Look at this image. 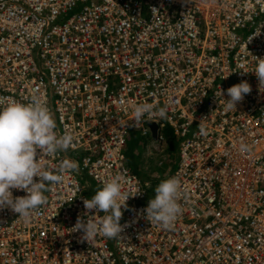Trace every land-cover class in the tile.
Instances as JSON below:
<instances>
[{"label":"built area","instance_id":"1","mask_svg":"<svg viewBox=\"0 0 264 264\" xmlns=\"http://www.w3.org/2000/svg\"><path fill=\"white\" fill-rule=\"evenodd\" d=\"M257 58H264V0H0V106L9 98L46 103L74 144L37 159L54 174L65 158L78 163L48 185L28 222L0 209V264H264ZM242 81L251 92L226 111L227 89ZM140 103L166 106L167 118L135 122ZM166 128L177 141L169 177L180 181L182 207L169 229L147 220L154 192L125 155L135 132L164 152ZM117 175L129 197L121 237L87 241L74 229L78 217L105 213H87L83 201Z\"/></svg>","mask_w":264,"mask_h":264},{"label":"clouds","instance_id":"2","mask_svg":"<svg viewBox=\"0 0 264 264\" xmlns=\"http://www.w3.org/2000/svg\"><path fill=\"white\" fill-rule=\"evenodd\" d=\"M252 72L264 86V58H257ZM250 92L251 86L247 81L229 87L227 95L230 99H224L225 110L236 109V105ZM219 94L224 96L221 90ZM133 113L134 121L139 123L146 115L167 118V107L157 108L150 103H140L133 106ZM200 134H207L203 126L200 127ZM73 144V134L68 130L63 134L57 131L50 108L40 99L33 98L31 102L23 103L9 98L6 104L0 106V209L8 207L18 214V218L28 222L46 203L48 185L61 183L63 172L78 169L76 161L65 158L54 174L42 163L41 156L67 152ZM248 150L247 145L240 144V152ZM35 178H39V181ZM180 187V181L175 176L161 180L155 187L154 197L144 209L150 223L164 229L174 225L182 214L178 202ZM12 189L23 190L26 195L14 197ZM128 198L122 189V178L119 175L111 178L90 199L83 201L87 213L95 210L105 215L98 220L78 217L75 231H82L83 239L87 241L98 234L110 239L121 237L124 228L120 223L122 208L126 207Z\"/></svg>","mask_w":264,"mask_h":264},{"label":"rangeland","instance_id":"3","mask_svg":"<svg viewBox=\"0 0 264 264\" xmlns=\"http://www.w3.org/2000/svg\"><path fill=\"white\" fill-rule=\"evenodd\" d=\"M133 139L131 137V140L127 142L126 148H125V155L127 159V164L128 162L132 166V168L136 171L137 168L139 169V176L142 177L144 180L148 181L150 183V180L147 179L146 177L152 172L159 170L162 171L164 169L165 171V176L169 177V174L167 172V167L170 164L174 168L177 165L178 162V150H177V143H176V150L174 154L170 152L168 156V160L173 161V163H166L165 159L162 160V164L159 166V161H161L162 158H166L169 151L166 150L161 153H157L152 150L150 147V138L149 137H143L140 135L139 132H135V134H132ZM167 143V142H166ZM167 145V144H166ZM149 148V149H148ZM149 152H152L151 154ZM129 165V164H128ZM166 178V177H164ZM160 183V182H159ZM156 184L154 186H157ZM90 187H92V183L90 182ZM154 189L152 192H154ZM91 192V191H90Z\"/></svg>","mask_w":264,"mask_h":264},{"label":"trees","instance_id":"4","mask_svg":"<svg viewBox=\"0 0 264 264\" xmlns=\"http://www.w3.org/2000/svg\"><path fill=\"white\" fill-rule=\"evenodd\" d=\"M163 134L165 135V139H166V144H167V150L169 151V153H168V155H167V157L165 158V162L167 163L168 162V164L169 163H173V161H169L168 160V156H169V154H170V152H172L173 154H174V152H175V150H176V143H177V141H176V139H175V137H174V134H173V131H172V129L171 128H166L164 131H163ZM132 139H133V136H132ZM131 140V139H130ZM128 164H129V166H130V168L133 170V172H135L136 174H138L139 175V169L137 168V170L138 171H136V170H134L133 168H132V166L130 165V163L128 162ZM174 167L173 166H171L170 164L168 165V167H167V172H168V174L170 173V171L173 169ZM164 177H166L167 178V176H165V171H164V169L162 170V171H159V170H156V171H154V172H152V174H150V175H148L146 178L147 179H149L150 180V184H151V190L153 191V189H154V186L156 185V184H159V182H161V180H163V179H166V178H164Z\"/></svg>","mask_w":264,"mask_h":264},{"label":"water","instance_id":"5","mask_svg":"<svg viewBox=\"0 0 264 264\" xmlns=\"http://www.w3.org/2000/svg\"><path fill=\"white\" fill-rule=\"evenodd\" d=\"M156 128H157V125L155 123H150V129H151L153 136L155 134Z\"/></svg>","mask_w":264,"mask_h":264}]
</instances>
